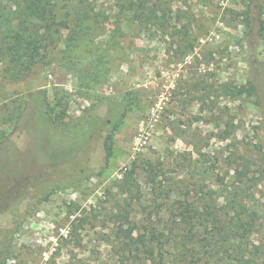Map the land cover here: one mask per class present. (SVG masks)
<instances>
[{"label":"rangeland","instance_id":"obj_1","mask_svg":"<svg viewBox=\"0 0 264 264\" xmlns=\"http://www.w3.org/2000/svg\"><path fill=\"white\" fill-rule=\"evenodd\" d=\"M19 1L0 0V38ZM55 3L67 26L45 36L29 76L9 80L0 56L4 264H234L215 231L239 218L253 228L227 243L264 264V0ZM40 90L69 124L103 96L138 101L105 160L102 125L83 140L33 124ZM179 202L211 215L183 229Z\"/></svg>","mask_w":264,"mask_h":264},{"label":"trees","instance_id":"obj_2","mask_svg":"<svg viewBox=\"0 0 264 264\" xmlns=\"http://www.w3.org/2000/svg\"><path fill=\"white\" fill-rule=\"evenodd\" d=\"M55 1L56 0H20L17 4L16 24L8 29L7 33L0 38V56L3 57L5 62L3 71L9 80L18 81L29 76L33 72L34 66L42 58L41 49L45 48V43H43L45 36L49 38L59 31L58 26H67L65 25V21L56 20L57 13L55 9H57V4ZM77 12L80 14V10H77ZM82 13L84 15H82L80 19H87L92 15L87 11H83ZM246 18L249 23L248 16ZM263 28L264 26L261 25L260 30ZM135 95L136 94H132L129 91L120 99H112L103 96L85 109L83 113L76 118L74 123L69 124L65 122L67 117L66 107L61 102V99H56L51 103L47 98L46 91L40 90L36 92L33 99H31V110L34 114H37H35V116L31 115V118L33 124L39 125L40 127L44 126L51 131L54 130L55 132H59V134L68 137V139L87 140L89 133L96 127L102 125L103 128H106V133L100 137V145L104 151L105 160H107L112 154L114 132L120 128L127 111L138 101V97ZM98 106L105 107L103 116L98 113ZM4 138H7V135L3 131H0V144ZM99 173L100 171L97 172V174ZM59 188H61L59 183L55 186H47L44 195L41 193L38 195V201L44 200ZM178 207L181 208L176 216H179L178 221L183 224V229H188L190 226L195 225V222L197 223L200 220H205L211 215L206 209L199 212L189 202H179L177 208ZM29 214H31V212L27 211L24 215L27 216ZM237 220L236 226L229 229L222 227L215 231V233L221 237L217 247L223 248L224 246L227 251L225 244H228L230 252H235V255L238 256L234 264H246L248 261L244 259L245 255L240 251L243 247H233L231 245L234 244L230 242L236 240V237H244L252 230L253 224L247 222L246 225L245 222L240 221V218ZM22 222L21 220L15 221L11 230L9 229L10 233L15 232ZM9 230L4 231V233L6 234ZM1 238L4 242H0V264H4L6 254L10 251L11 234L8 239H5V237ZM228 240L231 241L227 243ZM141 246L145 251L149 252L150 256H153L154 249L150 245L143 242ZM157 255L159 258L163 257L161 249L157 251ZM135 256L137 257V255ZM215 261H217V259ZM214 262H212V264H223L221 260Z\"/></svg>","mask_w":264,"mask_h":264}]
</instances>
